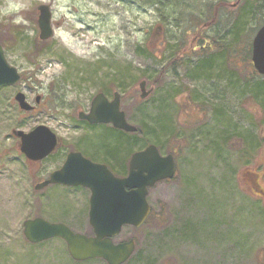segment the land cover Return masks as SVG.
<instances>
[{
	"label": "rangeland",
	"instance_id": "obj_1",
	"mask_svg": "<svg viewBox=\"0 0 264 264\" xmlns=\"http://www.w3.org/2000/svg\"><path fill=\"white\" fill-rule=\"evenodd\" d=\"M243 2L242 9H251L240 34L252 40L264 21L259 10L264 1ZM12 5L18 10H10ZM41 5L50 8L53 37L38 43ZM236 5L237 0H0V45L20 75L15 86L0 88V264H70L58 238L31 244L23 236L26 220L61 217L48 212L46 201L33 192V185L58 163L32 164L11 135L38 126L47 127L68 148L87 135L86 145L92 143L93 149L83 151L105 160H119L127 140L133 149L129 155L148 142L161 156L174 157V179L150 191L154 216L139 230L126 228L116 238L136 241L126 264H264V94L258 101L248 99L253 94L246 66L232 70L222 60L214 64L216 57L210 58V72L191 76L198 61L189 49L200 36L214 38L219 28L211 12L218 17L223 8L226 14L219 22L224 17L232 22L242 17ZM71 37L87 44L75 53ZM184 40L190 42L185 48ZM179 60L175 75L168 66ZM239 64L235 60L232 65ZM253 80L254 91H263L259 78ZM141 81L150 91L144 100ZM178 89L181 96L174 99L172 90ZM18 92L33 112L18 108ZM115 92L130 125L138 127L141 118L147 123L140 138L79 124L77 114L88 112L96 95L111 102ZM160 115L166 116V131L158 137L151 129ZM69 224L86 234V224Z\"/></svg>",
	"mask_w": 264,
	"mask_h": 264
},
{
	"label": "water",
	"instance_id": "obj_2",
	"mask_svg": "<svg viewBox=\"0 0 264 264\" xmlns=\"http://www.w3.org/2000/svg\"><path fill=\"white\" fill-rule=\"evenodd\" d=\"M37 11L38 38L40 41H47L53 37L50 8L41 5ZM250 58L256 73L264 77V25L252 40ZM19 80L18 71L7 63L0 45V88L15 86ZM138 88L141 100L149 96L146 82H140ZM14 101L21 111H33L24 94L18 92ZM36 103H39V98H36ZM78 118L92 125H111L114 129L128 134L136 132V128L127 122L125 113L120 109L118 93L114 94L111 102L103 94L96 95L88 113L80 112ZM11 135L19 140V152L31 162L48 157L56 149L58 141L57 136L44 126H38L29 133L13 131ZM174 176L173 156H161L154 145H149L131 156L128 174L124 178L114 176L106 166L93 165L79 154H70L61 169L51 173L48 180L35 189L55 183L90 187L94 195L91 198L90 225L95 237L88 239L73 233L63 224L49 223L40 218L23 223L24 237L31 244L61 238L67 244L69 255L77 261L102 258L108 264H123L134 251L133 242L113 245L111 238L124 225H143L148 214L145 201L148 188L161 181L172 180ZM126 189L130 191L126 192Z\"/></svg>",
	"mask_w": 264,
	"mask_h": 264
},
{
	"label": "flooded vegetation",
	"instance_id": "obj_3",
	"mask_svg": "<svg viewBox=\"0 0 264 264\" xmlns=\"http://www.w3.org/2000/svg\"><path fill=\"white\" fill-rule=\"evenodd\" d=\"M244 5H245V3L243 2V0H237V5L235 6L234 11H238V10L241 11V9ZM260 8L261 9H259V10L264 11V2H262V4L260 3ZM250 9H251V7L250 8L244 7L242 9L241 14H242L243 20L245 19V17H247V19H248V12L250 11ZM259 10H257V11H259ZM223 11L226 14V10H224L223 8L218 10V12L220 14H222ZM238 16H240V15L238 14ZM227 20H228V17H227ZM244 21H246V20H244ZM86 113H88V112H86ZM77 119L79 120V124H81L82 127L84 126L86 129H94L95 127H99V126L105 127L106 126L110 130L120 132V131L113 129L111 125H101V124L100 125H92V124H89L86 120L79 119L78 114H77ZM81 131H82V129H81ZM86 137H88V136L87 135L82 136L78 140V144L75 147H71V148H68L67 144L63 140L58 138L56 149L48 157H46L43 160L31 162V163L36 165V166L41 165L43 162H46L49 160L53 161L52 162L53 165H57V163H58L59 167L54 168L53 171L51 172V173H53V172L61 169V167L64 165L68 155L79 154L84 160L90 162L93 165L106 166L107 169L117 177H118V175L115 174V168H116V170L118 168L119 170H117V171L121 172V175H122L119 178H124L127 176L128 168H129V162H130L131 156L133 154L129 155L128 152H122V154L120 155L121 160L120 159L115 160V158H110V157L105 160L104 157L99 156V153H97L96 150H93L96 153H94L92 155L86 154L83 151V147H86L88 149H91V148L93 149L92 143H88L86 145V141H85ZM118 145H119V143H118ZM118 165L123 170H120ZM50 174L46 178H44V180H42V182L33 185V192H35L36 194L39 195V197H40L39 199L41 201L42 200L46 201L45 205H47L46 210H48V212L50 211V213H52L53 211H57L59 213V215H61V217L57 220L54 218H52L50 220V218H47L43 215L37 216L36 218L43 219L44 221H47V222L53 223V224H63L66 227H68L75 234H80V235H82L88 239L94 238L95 234H94L93 228L90 225L91 198L94 195H93V192L90 189V187L81 186V185H65V184L55 183V184H49L42 189L36 190L35 189L36 186H39L44 181L48 180ZM153 188H149L147 190V195H146L145 201H146V204L148 206V214L146 216V219H145L143 225H141L140 227H135L132 225H124L120 229V232L116 236L111 238L113 245H122V244L133 242L134 251H133L132 255L130 256V258L123 264H126L129 260H131L133 258V256H134L133 254H134L135 249H136V241L133 237H129L127 240H124V241H122V240L116 241V238H118V236H120L122 231L126 228H130L131 230H135V231L139 230L141 227L146 225L150 221V219L154 216L153 215V208L150 205V200H149L150 191ZM129 191H130L129 189H126V192H129ZM161 209L163 210V208H161ZM161 209H160V211H161ZM69 222H79L82 224H86L85 225V228H87L86 234L81 233L80 230H77V229L75 230L74 227L69 224ZM23 236H24V234H23ZM58 239L65 246L66 252H64V253L67 256V258L69 259L70 264H88L90 262H95V261L100 262L101 264H108L102 258L88 259L85 261L74 260L68 253L66 242L64 240H62L61 238H58ZM25 240H26V238H25ZM38 244H41V243H38Z\"/></svg>",
	"mask_w": 264,
	"mask_h": 264
},
{
	"label": "trees",
	"instance_id": "obj_4",
	"mask_svg": "<svg viewBox=\"0 0 264 264\" xmlns=\"http://www.w3.org/2000/svg\"><path fill=\"white\" fill-rule=\"evenodd\" d=\"M248 13H250V12H248ZM211 14L213 16H216V19H215V17H213V20H214L215 25H216V23L219 25V28H217L216 36L214 38H207V37L200 36L199 37L200 41L197 43V45H194L191 49H189L190 51H192L190 53H193V59H196L198 61L195 65V67L192 69L191 76L194 77L193 79H195V78H198V76L195 77V75H199L200 73H202L204 71L210 72V69L214 66V64L216 62H218V60H220V61L222 60V62H224L225 65L228 67L231 66L232 70L233 69L234 70L240 69L241 68L240 65L244 64L246 66V70L248 72H250V75H251V80H250L251 82H249V84L252 87L251 92L253 95L251 97H249L248 99H251L252 102L258 101V99L260 98V95L264 94V90L263 91H257V92L254 91V87H256V84H255L256 82L253 79L259 78V82L264 86V77L259 76L255 72V70L253 69L251 62H250L251 36L244 38L243 35L240 34V32H242V30H241L242 26H245L246 22L243 20V17L237 16V18L235 20H233L232 22H231V20H227L224 17L223 22L220 23L219 19L221 18V16H220L221 14L220 15L218 14L219 19L217 17V14H214L213 12H211ZM262 24H264V21L261 22V24H259V26ZM208 39L211 40V42L201 44L202 41H207ZM38 43H42V42L38 41ZM180 44L184 45V48H185L187 44L188 45L190 44V42H187L186 40H184V42L183 43L180 42ZM145 49H146L147 53H149L150 48L146 47ZM212 57H216V61L214 62L213 65H212V60H210V58H212ZM199 58H202V59H199ZM235 60H238L240 62L239 66L237 68L232 65ZM172 62H173V64L168 66V69L171 70L173 74L178 75L176 67H179L182 64V61L179 60L178 62H176V61H172ZM205 74H207V73H205ZM235 81H236V78H235ZM244 81H246V79H244ZM180 91H181L180 89H178L176 91L172 90V93H174V95H173L174 99H176V97L181 96ZM162 103L160 104L161 109L163 108ZM161 109H159L158 113H161ZM143 112H144V110L142 109L141 113H143ZM143 116H145V115H143ZM147 117L148 116L146 114V119H147ZM164 117H166V116H164ZM164 117L160 115L157 118V120L154 122L153 128L151 129L153 133L158 134V137L159 136L161 137L162 134H165V131H166L165 125L163 123ZM141 121L143 123H141L138 127H136L135 133H133V134H125L123 132H118V133L124 134L127 137L129 135V137L140 138L141 134H142V128L147 130V127H148L147 123L144 121L143 118H141ZM170 121H171V118L169 120V123H171L169 133L172 134L173 123ZM155 124H157V126ZM146 130H145V132H146ZM229 137H231V136L229 135V136L224 137V138H227V140L224 138L222 139V142L224 144L223 146H226L227 142L229 141ZM255 143H257V142H255ZM147 145H149V143L144 142L142 144V146L140 148H138V150H141V148L143 149ZM158 145L159 144L157 143V146ZM131 146L132 145L129 144V142L127 140L126 143L124 145H122V149L125 148L127 150L126 152H128V154H129L133 150L131 148ZM116 174L121 175V172L117 171Z\"/></svg>",
	"mask_w": 264,
	"mask_h": 264
},
{
	"label": "bare ground",
	"instance_id": "obj_5",
	"mask_svg": "<svg viewBox=\"0 0 264 264\" xmlns=\"http://www.w3.org/2000/svg\"><path fill=\"white\" fill-rule=\"evenodd\" d=\"M68 43H69L70 46L74 47L73 48V49H75L74 52L77 53L78 50H79L78 49L79 48V45L81 47V45L87 44V41L83 40V38H79L78 39V38L71 37V38H68Z\"/></svg>",
	"mask_w": 264,
	"mask_h": 264
},
{
	"label": "clouds",
	"instance_id": "obj_6",
	"mask_svg": "<svg viewBox=\"0 0 264 264\" xmlns=\"http://www.w3.org/2000/svg\"><path fill=\"white\" fill-rule=\"evenodd\" d=\"M18 8H19V5H12L10 10L15 11V10H18ZM17 22H19V18L17 19Z\"/></svg>",
	"mask_w": 264,
	"mask_h": 264
}]
</instances>
